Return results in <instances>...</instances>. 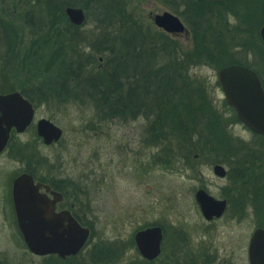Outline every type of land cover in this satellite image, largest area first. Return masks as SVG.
Instances as JSON below:
<instances>
[{
  "label": "rangeland",
  "instance_id": "rangeland-1",
  "mask_svg": "<svg viewBox=\"0 0 264 264\" xmlns=\"http://www.w3.org/2000/svg\"><path fill=\"white\" fill-rule=\"evenodd\" d=\"M64 1L68 0H50L48 4L41 0H0V94L21 93L20 82L27 90L37 93L44 88L39 86L42 78L50 77L42 67L44 57L35 62L32 69L38 76L30 80L26 79V71L20 69L19 60L21 62L27 53L33 55L32 45L43 38L49 24L60 25L61 36L57 42H64L65 45H60L66 46L69 52L67 39L62 36L64 24L59 13ZM118 1L123 2L135 19L151 24L152 15L164 11L173 13L162 0ZM39 16L43 17L41 24L31 27L26 23L27 17ZM229 20L235 21L233 17ZM105 26L106 23L101 25L95 20V13L90 12L86 14L85 23L75 32L71 31L81 36L78 40L86 42H78L85 52L82 58L93 56L95 71L103 69L108 62L109 65L115 62L108 60L106 51L92 49L94 41L105 40V34L115 32L108 24L104 30ZM171 38L183 49L191 47L188 30ZM118 46L116 44L115 48ZM41 49L37 48V52ZM70 55L72 57L71 52ZM174 56L179 59L177 55L156 52L149 58L150 65L153 62L151 67L155 69ZM114 57L117 60L118 57ZM258 57V54L248 55L257 70L260 69ZM142 58L145 61L140 63L129 59L128 65L132 70L137 69V73L138 70L143 72L140 67L147 65L148 57ZM181 66L192 82L189 87L194 88V92L200 88L218 116L220 135L226 137L227 144L217 147L213 140L216 146L210 143L204 147L203 137L197 143L194 139L185 147L181 144V154L189 149L186 163L176 156L166 166L159 162L165 152L162 145L154 144L158 137L146 136L148 123L144 113L124 120L102 119L88 101L79 105L71 99L49 97V102L32 103L35 114L31 127L24 133L14 134L0 156V264H96L91 258L92 250L108 244L118 251V260L112 264H126L139 256L130 239L133 241L135 232L147 226L162 227L164 236L162 252L152 264H248L250 236L255 228H264V137L234 120L233 110L225 105L218 69L213 63H189L186 68L181 62ZM132 75L133 72L126 73L120 79L125 87ZM135 79L140 83L139 90L156 92L153 96L159 97L152 75L145 81L140 77ZM53 88L49 85L44 93L50 96ZM39 118L49 119L61 128L62 137L58 142L46 146L36 136L34 126ZM206 133L204 135L209 136ZM215 164L224 167L223 178L213 174ZM27 167L39 176L61 179L68 194L75 193L77 186L81 190L78 199L66 200V207L73 202L74 212L86 221L91 232L82 250L68 262L62 263L63 259L56 256L57 259L32 254L20 236L8 193L10 180ZM199 189L215 199L228 201L221 217L211 221L203 218L194 199Z\"/></svg>",
  "mask_w": 264,
  "mask_h": 264
},
{
  "label": "trees",
  "instance_id": "trees-1",
  "mask_svg": "<svg viewBox=\"0 0 264 264\" xmlns=\"http://www.w3.org/2000/svg\"><path fill=\"white\" fill-rule=\"evenodd\" d=\"M162 1L173 13L184 20L190 34L191 47L189 49H183L178 41L155 29L151 23L135 19L122 1H64L60 5L59 13L61 24H64L62 36L67 39L69 52L66 51V46H62L65 45L64 42H57L61 36L60 25L49 24L48 31L43 38H38L32 45L30 52L33 55L27 53L21 62L19 60V63L20 69L26 71L28 75L26 79H35L38 75L36 69H34L36 72H33L32 67L35 66L36 61L44 57L42 67L50 77L42 78L40 82L42 85L39 86L44 88H40L38 93L27 90L25 84L20 82L21 94L34 105L49 102V97H58L61 100L71 99L79 105L88 101L102 115V119L124 120L127 117H134L137 113H144L148 123L146 136L158 137L154 144L158 142L162 145V151L165 152L163 159L159 162L166 166L171 164L172 158L176 156L179 161L186 163L190 155H187L189 149L186 148L188 152L181 154V144L185 147L194 139L197 143L200 137H203L204 147L211 144L216 146V143L217 147L227 144L226 137L220 135L222 129L218 116L203 96L202 91L198 90L200 88L194 92V88L189 87L192 82L181 66V62L186 65V68L189 63L201 64L205 61L213 63L218 70L232 64L244 66L259 76L264 87V45L259 38V30L264 21L261 10L263 0ZM66 6L81 7L87 15L94 12L95 20L101 25L106 23L104 30L107 24L111 26V30H115L113 34H105L103 37L106 38L105 40L94 41L91 44L93 50L106 51L108 60L111 62L115 60L114 65H109L108 62L103 69L95 71L96 63L93 56L88 55L82 58L85 52L81 51L78 42H86L83 39L78 40L81 36L73 33L77 27L68 22L64 14ZM40 17H27L26 23L31 27L37 26L43 21V17ZM229 17H233L235 21L231 22ZM74 34L75 37H73ZM115 37L118 38L113 41ZM109 38L112 39L109 40ZM36 44L40 45L37 47ZM116 44L119 45L117 48H115ZM36 47L42 48V52H37ZM156 52H161L163 55H177L179 59H176V56L171 57L170 62H165L163 66L153 69L151 67L153 62L150 65L152 60L149 58ZM239 54L241 56L236 58L235 55ZM249 54H258L260 69L257 70L249 61ZM144 55L148 57L147 65L140 67L143 72L138 70L139 73H137V69L132 70V66L128 65L129 59L131 57L134 62L140 63L145 61L142 58ZM114 56L118 57L117 60ZM172 61H175V64H172ZM24 68H29V70ZM131 72L133 75L129 76V82L125 87V83L121 80L124 74ZM146 72L147 74L143 75ZM150 75L156 79L157 90L160 92L157 99L153 96L156 92L150 93L147 89L139 90L140 83L138 80L137 83L135 79L140 77L145 81L150 79ZM49 85L55 87L53 88L54 93L50 96L44 93ZM146 97L149 99L147 102ZM134 103L137 105L134 106ZM225 105L227 106V103ZM232 112L234 120L238 121L235 112ZM203 130L209 136H205L206 132H202ZM171 135L176 137H171ZM213 140H216V143H213ZM37 163L35 161V164ZM26 171L43 183L49 182V179L37 175L35 170L29 167ZM56 185L61 191L66 189L61 183H56ZM78 190L79 193L75 195L77 199L81 193L80 188ZM75 216L81 224L88 225L77 213ZM130 243L134 246L132 239ZM50 257L57 259L52 255ZM75 257L66 258L61 262H68ZM91 258L96 264H112L118 260V251L112 245H103L92 250ZM154 261L149 262L138 256L126 264H152Z\"/></svg>",
  "mask_w": 264,
  "mask_h": 264
},
{
  "label": "water",
  "instance_id": "water-1",
  "mask_svg": "<svg viewBox=\"0 0 264 264\" xmlns=\"http://www.w3.org/2000/svg\"><path fill=\"white\" fill-rule=\"evenodd\" d=\"M65 14L77 26L84 24L86 19L83 9L79 7L68 6ZM262 14L264 17V0ZM151 21L165 33H186L181 19L171 12L154 14ZM259 36L264 44V23ZM217 78L224 98L234 109L238 120L251 132L264 136V89L257 74L243 66L229 65L218 70ZM33 115L32 104L19 92L0 94V152L6 145L10 130L14 128L17 132H23L31 123ZM36 131L46 145L57 142L62 135L58 126L44 118L38 120ZM212 171L219 178L226 175L220 164H215ZM40 188L45 192L50 191L49 186L34 183L32 176L27 173L20 174L12 183L16 223L27 249L36 256L57 255L62 259L75 256L87 242L89 228L82 226L69 211H55L56 203L62 200L61 194L50 191L53 198L49 199L39 191ZM194 198L207 221L219 218L225 210V200L215 199L203 189H199ZM133 241L140 256L152 261L161 252L162 229L160 226H151L138 230L133 235ZM247 257L248 264H264V229L256 228L253 231Z\"/></svg>",
  "mask_w": 264,
  "mask_h": 264
},
{
  "label": "flooded vegetation",
  "instance_id": "flooded-vegetation-1",
  "mask_svg": "<svg viewBox=\"0 0 264 264\" xmlns=\"http://www.w3.org/2000/svg\"><path fill=\"white\" fill-rule=\"evenodd\" d=\"M31 125H32V124H31ZM29 127H31V126H29ZM29 127H28V128H29ZM28 128H27V129H28ZM27 129H26V130H27ZM34 129H35V132H36V121H35ZM26 130H25L24 132H26ZM24 132H23V133H24ZM14 134H18V133H16V131H15L14 129L10 130V134H9L8 140H7V142H6L5 148H4V150L0 153V156L3 154V152H5V150H7L8 146H9V144H10V142H11L12 136H13ZM21 173H28V172H27V171H23V172H21ZM18 175H19V174H18ZM18 175H16L15 177H13V178L10 180V185H9V193H8V195H9V202H10V205L12 206V210H13V203H12V192H11V188H12L13 180H14ZM46 178H47V177H46ZM33 179H34V182H35V183L40 182V181L38 180V178H36L35 176H33ZM47 179H48V178H47ZM56 183H61V184H63V187L66 188L65 184L62 182L61 179H57V178L51 177V178H49V182H48V183L45 182V185L49 186L50 191H54V192H56V193H59V194H61V196H62V200L59 201V202H57L56 205H55V211H56V212L63 211V210H65V211H70V213H71L74 217H76V216H75V213H76V212H74V210H75V205H74V203L72 202V203L69 204L68 207H66V200H68L69 198H74V197L76 198L75 195L79 193V190H78L79 186H77L78 188L76 187L77 190H76L75 193H73V194H70V193H69V194H68V192H67L65 189L62 190V191H61L60 189H57L58 186L56 185ZM43 184H44V183H43ZM39 191H40L41 193H45L49 199H52V195H51L50 191H49V192H45L43 188H40ZM74 194H75V195H74ZM225 201H226V209H225V212H226L227 207H228V201H227V200H225ZM13 215H14V210H13ZM13 217H14V219H15V215H14Z\"/></svg>",
  "mask_w": 264,
  "mask_h": 264
}]
</instances>
